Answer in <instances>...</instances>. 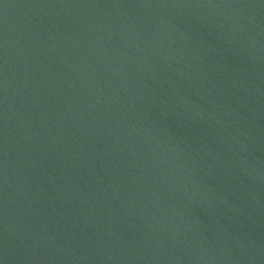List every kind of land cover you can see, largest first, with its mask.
<instances>
[{"label": "water", "instance_id": "95a60500", "mask_svg": "<svg viewBox=\"0 0 264 264\" xmlns=\"http://www.w3.org/2000/svg\"><path fill=\"white\" fill-rule=\"evenodd\" d=\"M0 264H264V0H0Z\"/></svg>", "mask_w": 264, "mask_h": 264}]
</instances>
